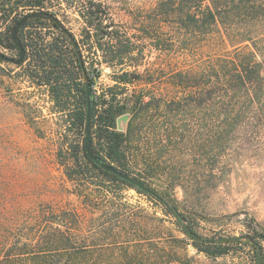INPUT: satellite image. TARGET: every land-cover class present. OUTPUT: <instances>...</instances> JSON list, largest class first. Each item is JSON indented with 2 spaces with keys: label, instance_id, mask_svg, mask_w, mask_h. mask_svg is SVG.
I'll return each instance as SVG.
<instances>
[{
  "label": "rangeland",
  "instance_id": "obj_1",
  "mask_svg": "<svg viewBox=\"0 0 264 264\" xmlns=\"http://www.w3.org/2000/svg\"><path fill=\"white\" fill-rule=\"evenodd\" d=\"M88 1L101 4L108 13L103 26L111 38L92 37L94 27L77 14V7ZM164 1L168 0L49 1L48 13L82 53L93 81L92 95L105 94L109 100L111 94L106 91L112 88L119 94L118 102L129 103L126 113L115 120V130L129 138L126 174L160 199L171 193L188 211L184 212L186 222L177 225L158 199L123 189L121 208H132L141 224L136 231L115 230L117 240L102 235L101 264L110 250L113 262L119 261L124 248L129 254H142L138 259L143 263L256 264L254 251L242 237L261 242L264 236V120L256 112L257 105L247 114L230 117L224 111L225 102L208 99L207 89L200 98L197 89L216 81L218 61L254 53L256 61L264 64V0H257L263 6L255 10L234 8L216 25L204 26L160 15L157 8ZM40 30L47 41L58 37L51 25ZM98 44L105 49L113 46L115 53L124 47L130 53L119 66L118 59L111 60ZM0 53L15 57V52L1 47ZM25 68L0 63L1 246L51 221V211L83 213L85 229L92 225L90 218L98 217L84 204L86 194L67 180L59 165L70 157L66 150L58 157L61 143L80 149L84 133L66 130L67 111L54 108L47 88L32 83ZM97 69L101 71L98 78L93 77ZM224 71L229 72V67ZM124 72L132 84H116V77ZM178 73L181 83L174 78ZM76 82L83 85L84 80ZM72 94L79 96L76 91ZM138 99L141 104L133 107ZM148 103L151 107L143 109ZM89 177L95 185H103L93 174ZM101 202L92 203L100 207ZM219 239L229 250L224 256L208 257L196 248L202 247V241Z\"/></svg>",
  "mask_w": 264,
  "mask_h": 264
},
{
  "label": "trees",
  "instance_id": "obj_2",
  "mask_svg": "<svg viewBox=\"0 0 264 264\" xmlns=\"http://www.w3.org/2000/svg\"><path fill=\"white\" fill-rule=\"evenodd\" d=\"M49 1L0 0V47L15 52V57L12 59L19 57V49L17 43L12 41L11 28L26 14L37 11L48 13L51 9ZM259 6H263V4L257 0H168L159 4L157 9L160 15L174 18L181 23L184 21L188 25L199 24L204 26L216 25L222 16L227 15L234 8L255 10ZM77 14L89 27H94L95 31L92 37L98 41L111 36L107 27L103 26V20L109 18V15L104 11L101 4L95 6L88 1L77 7ZM49 25L58 32V37L51 41H47L44 36L40 35V29L49 28ZM18 38L24 50V57L20 65L14 66L16 68L25 66V74L32 83L38 87L47 88L54 108L60 112L67 111L64 123L67 124L66 130L68 132L84 133L85 89L82 83L76 81L78 78H83L84 75L90 87H92L93 81L90 73L84 67L82 53L74 39L58 23L52 24L38 18L29 19L18 31ZM87 38L91 39V36L88 34ZM153 46L157 50H161L159 45ZM98 47L105 54H110L111 60L118 59L119 66L123 64V57L130 53L124 47L118 49L116 53L113 51V46L105 49L103 45L98 44ZM0 63L5 62L0 60ZM214 67L217 71L216 81L208 82L209 86L206 88L204 86L198 87V97L202 98L204 96L202 90L207 89L208 99H216L227 104L229 109L224 111L230 114V117H234L232 116L234 113L247 114L253 105H257L256 112L264 120L263 62H257L255 54L250 53L248 56L235 57L225 62L218 61ZM227 67H229V72L224 71ZM100 75L101 71L97 69L93 77L98 78ZM128 76V73H122L116 77V84H132L133 81ZM175 77L179 78L181 83V73L176 74ZM176 86L180 88L181 84H176ZM185 87H182L183 90ZM222 90L225 92L224 95L221 93ZM74 91L79 92L77 98L72 94ZM113 91L112 88L106 91L111 94L109 100H105V94L102 97H95L94 95L91 97V148L99 160L113 165L123 173H127L129 166L125 154V145L129 138L115 130V120L126 113L129 103L126 99L124 102H118L116 96L119 94ZM228 94L231 96L227 99ZM237 94L244 101H240V98L236 96ZM200 98L198 103H201ZM137 104H141L139 99L134 102L133 107ZM151 104L148 103L143 109L151 107ZM62 150L70 152L67 162H59L64 175L83 196L86 194L83 200L84 204L90 208L89 211L93 213L92 215L98 213V217L90 218L92 225L86 226L85 229L86 217L83 213L78 211L60 213L51 211L49 212L51 221L45 220V222L47 221L45 225L38 226L32 232L19 236L13 243L2 246L0 244V264H101L99 241L102 235H105L104 239L111 241L117 240V236L114 234L117 229L139 230L138 226L141 224V220L132 211V208H128V210L121 208L119 194L127 188L135 190L138 194L151 196L105 172L90 161L85 152L84 138L80 149L67 142L61 143L58 157L62 155ZM90 174H93L95 179H99L103 185H95L90 180ZM102 199L103 202L100 203V207L98 205L95 207L92 203L94 200L97 202L98 200L102 201ZM158 200L163 204L167 216L173 219L175 224L180 225L186 222L188 216L185 213L188 214V211L180 206V203L171 193L164 194V198ZM183 231L188 234L186 229ZM242 238L247 244H250L254 251V262L264 264V236H261L263 240L261 242L252 241L253 239L248 236ZM192 239L195 240L194 237ZM202 242V247L199 245L196 248L208 257H221L229 252L224 245V240ZM109 252L106 254L105 264H157L155 261L143 263L138 259L142 254L137 251L129 254L125 248L121 249V259L113 262L111 250ZM159 264L163 263L160 262Z\"/></svg>",
  "mask_w": 264,
  "mask_h": 264
},
{
  "label": "water",
  "instance_id": "obj_3",
  "mask_svg": "<svg viewBox=\"0 0 264 264\" xmlns=\"http://www.w3.org/2000/svg\"><path fill=\"white\" fill-rule=\"evenodd\" d=\"M33 18L48 20V21H51L54 23L57 22V20L54 18V16L52 14L44 12V11H37L34 13L26 14L18 23H16L11 28V38H12L13 42L17 43V47L19 49V57L17 59H12V58H9V57L0 53V60L7 62V63H10V64H13L15 66H18L22 63L23 57H24V50H23L22 45L20 43V40L18 38V31L25 25V23L29 19H33ZM83 80H84L83 85H84L85 96H86L84 141H85V152H86L88 159L90 161H92L94 164H96L97 166H99L105 172L110 173V174L114 175L115 177L129 183L130 185L136 187L137 189H139L143 193H146V194H148V195H150L156 199H159V196L154 191H152L151 189H149L148 187L143 185L141 182L132 178L128 174L121 172L120 170H118L113 165H110L106 162L99 160L93 154L92 148H91L92 138H91V132H90L91 131L90 130L91 113H92V99H91L92 92H91L90 85H89L85 75L83 76ZM183 230H185V227H183Z\"/></svg>",
  "mask_w": 264,
  "mask_h": 264
},
{
  "label": "flooded vegetation",
  "instance_id": "obj_4",
  "mask_svg": "<svg viewBox=\"0 0 264 264\" xmlns=\"http://www.w3.org/2000/svg\"><path fill=\"white\" fill-rule=\"evenodd\" d=\"M91 88V87H90ZM91 92H92V90H91ZM91 97H92V95H91ZM92 99V98H91ZM85 100H86V96H85Z\"/></svg>",
  "mask_w": 264,
  "mask_h": 264
}]
</instances>
